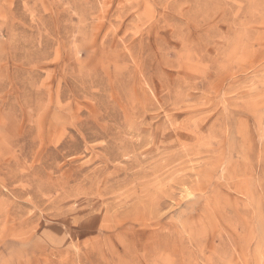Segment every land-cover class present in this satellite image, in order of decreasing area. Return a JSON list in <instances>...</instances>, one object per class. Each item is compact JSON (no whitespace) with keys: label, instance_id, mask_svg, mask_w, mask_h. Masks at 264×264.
<instances>
[{"label":"rangeland","instance_id":"374dc122","mask_svg":"<svg viewBox=\"0 0 264 264\" xmlns=\"http://www.w3.org/2000/svg\"><path fill=\"white\" fill-rule=\"evenodd\" d=\"M0 264H264V0H0Z\"/></svg>","mask_w":264,"mask_h":264},{"label":"bare ground","instance_id":"6f19581e","mask_svg":"<svg viewBox=\"0 0 264 264\" xmlns=\"http://www.w3.org/2000/svg\"><path fill=\"white\" fill-rule=\"evenodd\" d=\"M44 46H45V45H44ZM27 55H28V54H27ZM40 56H41V55H40ZM43 58H44V57H43ZM43 58H42V59H43ZM30 60H31V59H30Z\"/></svg>","mask_w":264,"mask_h":264}]
</instances>
